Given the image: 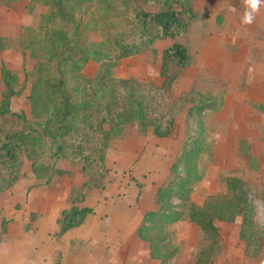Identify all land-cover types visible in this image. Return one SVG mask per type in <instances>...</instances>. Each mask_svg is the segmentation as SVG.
<instances>
[{"label": "rangeland", "instance_id": "rangeland-1", "mask_svg": "<svg viewBox=\"0 0 264 264\" xmlns=\"http://www.w3.org/2000/svg\"><path fill=\"white\" fill-rule=\"evenodd\" d=\"M111 1L113 23L132 36L139 31L137 13L158 9L145 0ZM243 1L196 0L198 18L186 34L157 41L154 50L145 48L141 54L121 60L113 73L161 86L163 50L174 42L189 48L191 65L174 85L173 99L191 88L224 95V106L206 117L214 144L202 158L205 179L196 188L193 200L200 205L210 195H223L224 178L239 177L254 208L255 223L264 230V5L254 14L252 23L243 24ZM46 12L45 0H0V36L8 45L0 51V69L6 63L18 77L11 98L15 115L1 119L6 128L22 127L23 120L16 114L31 118L28 95L37 61L26 41L34 40ZM85 13L91 18L90 8ZM86 38L100 40L94 30L88 31ZM99 69L100 64L92 62L84 72L95 77ZM5 91L2 84L0 99ZM186 137V111L167 138H157L152 129L141 134L134 124L127 126L107 151L105 187L92 190L79 205L92 207L97 213L79 227L74 240H61L51 227L56 225L53 217L72 206L70 194L85 179L81 166L61 161L63 173L46 185L35 178L31 162L25 159L20 179L0 193V232L3 220L9 228L1 242L6 241L8 248L14 244L18 264H55L68 251L81 259L78 264H159L151 258L149 245L137 230L144 213L157 208V189L168 179ZM215 223L220 240L212 264H264V242L260 258L244 253L245 243L239 237L241 217L231 223ZM172 233L179 254L170 264H197L203 244L199 228L183 221L173 226Z\"/></svg>", "mask_w": 264, "mask_h": 264}, {"label": "trees", "instance_id": "trees-1", "mask_svg": "<svg viewBox=\"0 0 264 264\" xmlns=\"http://www.w3.org/2000/svg\"><path fill=\"white\" fill-rule=\"evenodd\" d=\"M195 2L145 0L158 9L137 13L139 31L132 36L113 23L111 0H45L48 12L41 16L34 40L26 41L37 67L28 95L31 118L16 114L23 120L21 128H6L1 123L2 118L15 115L11 98L18 77L6 63L0 69V87H6L0 99V193L20 179L25 159L31 162L35 178L46 185L63 173L61 161L80 165L85 179L70 194L72 206L57 219V236L61 237L95 213L94 208L79 205L92 190L105 187L107 151L125 128L134 124L141 134L152 129L157 138H167L186 111V140L170 166L168 179L157 189V208L144 213L138 236L148 243L152 259L170 264L179 254L172 228L189 221L203 239L197 264H212L220 240L215 222L231 223L241 217L239 237L245 243L244 253L260 258L264 230L255 223L243 180L226 176L225 194L210 195L200 205L193 200L205 179L202 158L214 144L206 117L224 106V95L191 88L173 99L174 85L191 65L189 48L174 42L163 50L161 86L113 73L121 60L145 48L154 50L157 41L186 34L198 18ZM86 8L91 9V18L83 14ZM91 30L100 40L86 38ZM7 46L0 36V51ZM92 62L100 64V69L95 77H88L84 70ZM6 224L3 220L0 243Z\"/></svg>", "mask_w": 264, "mask_h": 264}, {"label": "crops", "instance_id": "crops-1", "mask_svg": "<svg viewBox=\"0 0 264 264\" xmlns=\"http://www.w3.org/2000/svg\"><path fill=\"white\" fill-rule=\"evenodd\" d=\"M243 5H246L245 4V1H243ZM259 8H262V6H260ZM256 23H258V21H256ZM96 213H97V210H95V213L94 214H91L90 216H88L87 219H89L90 217L96 216ZM59 217H60L59 215H57L56 217H53V221L54 220L56 221V225H53L51 227V231L53 233L54 232L57 233L58 230H59V226L57 224V219ZM78 231H79V227L74 228V229L68 231L65 235L61 236L60 238H61V240L62 239H66V238L67 239H70L71 238V240H74V238L76 237L75 235L78 234ZM8 232H9V228L7 229L6 233L3 234V236L4 235L5 236L8 235ZM52 237H53V235H52ZM69 242H70V240H69ZM11 246H12V248H8V245H6V241H4L3 243L2 242L0 243V264H18L17 263V258H18L17 251L15 249L14 244H12ZM71 257H73V258H71ZM80 260H81L80 258H76L75 255H72L71 252L68 251L67 253L66 252H63L62 258L61 259L60 258L58 259L59 263L57 261L55 264H78V262H82Z\"/></svg>", "mask_w": 264, "mask_h": 264}, {"label": "clouds", "instance_id": "clouds-1", "mask_svg": "<svg viewBox=\"0 0 264 264\" xmlns=\"http://www.w3.org/2000/svg\"><path fill=\"white\" fill-rule=\"evenodd\" d=\"M246 7L241 18L243 24L253 22L254 14L259 10V7L264 4V0H245Z\"/></svg>", "mask_w": 264, "mask_h": 264}]
</instances>
